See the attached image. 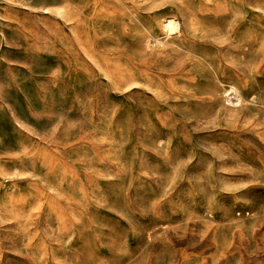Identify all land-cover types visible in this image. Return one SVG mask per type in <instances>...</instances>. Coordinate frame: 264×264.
I'll use <instances>...</instances> for the list:
<instances>
[{
  "label": "rangeland",
  "instance_id": "374dc122",
  "mask_svg": "<svg viewBox=\"0 0 264 264\" xmlns=\"http://www.w3.org/2000/svg\"><path fill=\"white\" fill-rule=\"evenodd\" d=\"M0 264H264V0H0Z\"/></svg>",
  "mask_w": 264,
  "mask_h": 264
}]
</instances>
